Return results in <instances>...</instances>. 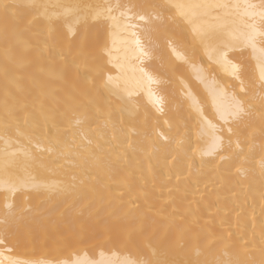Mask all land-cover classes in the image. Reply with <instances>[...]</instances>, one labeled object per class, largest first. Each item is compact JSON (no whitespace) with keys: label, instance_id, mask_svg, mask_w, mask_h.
I'll use <instances>...</instances> for the list:
<instances>
[{"label":"bare ground","instance_id":"1","mask_svg":"<svg viewBox=\"0 0 264 264\" xmlns=\"http://www.w3.org/2000/svg\"><path fill=\"white\" fill-rule=\"evenodd\" d=\"M0 264H264V0H0Z\"/></svg>","mask_w":264,"mask_h":264}]
</instances>
